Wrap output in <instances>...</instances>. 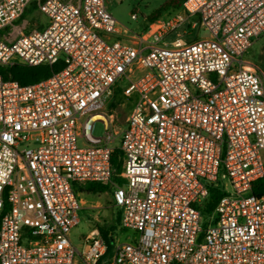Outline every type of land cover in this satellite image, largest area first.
I'll return each mask as SVG.
<instances>
[{"label": "built area", "instance_id": "obj_1", "mask_svg": "<svg viewBox=\"0 0 264 264\" xmlns=\"http://www.w3.org/2000/svg\"><path fill=\"white\" fill-rule=\"evenodd\" d=\"M29 7L47 24L0 41V65L62 67L27 85L0 76V264H264V74L242 59L264 0H183L136 33L105 0H0V30ZM198 26L208 35L188 39ZM122 80L117 129L106 99ZM86 183L110 187L128 242L96 227L72 245Z\"/></svg>", "mask_w": 264, "mask_h": 264}, {"label": "rangeland", "instance_id": "obj_2", "mask_svg": "<svg viewBox=\"0 0 264 264\" xmlns=\"http://www.w3.org/2000/svg\"><path fill=\"white\" fill-rule=\"evenodd\" d=\"M168 0H105L107 12L116 20V22L125 29L131 32L140 31L147 21H154L166 17L167 12H161L160 9ZM161 14L154 20L148 18L154 13ZM131 15L135 19H131ZM47 24L46 16L33 7L27 8L24 16L17 19L12 25L0 30V41L11 42L17 36L26 34L29 31L43 29ZM206 36L208 32L199 26L195 30L190 31L191 36ZM243 60L256 64L264 74V34L252 41L251 46L245 51L242 56ZM127 81L116 82V87L107 91L106 108L112 109L114 124L118 128H124L127 116L129 114L132 100L124 98L117 88H125ZM113 102V107L110 104ZM84 119V118H83ZM82 119V120H83ZM103 125L100 121H95L92 124L91 135L99 137L103 135ZM77 144L82 146L84 143L81 139H77ZM120 137L112 143L119 146ZM261 161L264 165V149L260 152ZM110 190L102 194H91L80 191V186L76 187V197L79 202L83 201L78 210V223L70 231V239L73 246L81 248V239L88 234L92 228L102 227L112 235L114 242H128L135 233L131 230H119L117 227L119 209L114 206L103 205L104 200H108L106 205L111 204ZM99 201L102 207L95 208L94 205ZM206 217V216H205ZM203 217V220L206 218ZM113 228V229H112Z\"/></svg>", "mask_w": 264, "mask_h": 264}, {"label": "trees", "instance_id": "obj_3", "mask_svg": "<svg viewBox=\"0 0 264 264\" xmlns=\"http://www.w3.org/2000/svg\"><path fill=\"white\" fill-rule=\"evenodd\" d=\"M183 0H168L162 8L161 12H167L166 17L170 15L172 12L179 9ZM35 9V7H33ZM161 12L157 14H153L148 19L154 20L158 17ZM25 12L22 14L20 19L24 16ZM61 63L58 62L52 65H38V66H24V65H13L10 67L0 65V76L3 80H13L19 83L20 85L32 84L42 79L49 77L52 73H55L61 68ZM113 102L110 104V107H113ZM111 164L115 168V180L117 183L122 184L123 180L120 178V173L122 171V162L120 158V152L117 149L111 154ZM110 190L109 186L101 185L98 183H86L80 186V191L91 194H102L108 192ZM264 192V177L254 182L252 186V193L254 195H260ZM222 194L218 189L212 188L210 190V195L208 198V202L206 203V211H211L216 204L217 200ZM99 232L102 238L107 239L108 230H105L102 227H99ZM113 229V228H112Z\"/></svg>", "mask_w": 264, "mask_h": 264}, {"label": "crops", "instance_id": "obj_4", "mask_svg": "<svg viewBox=\"0 0 264 264\" xmlns=\"http://www.w3.org/2000/svg\"><path fill=\"white\" fill-rule=\"evenodd\" d=\"M30 8V7H29ZM106 193V192H105ZM110 193V195H111V191L109 192ZM80 203H83V201H81ZM105 203H108V200L106 201V199L104 200V202H103V205H105V206H113V203H112V196H111V204H109V205H106ZM94 207L95 208H100V207H102V203L101 202H99V201H97L96 202V204L94 205Z\"/></svg>", "mask_w": 264, "mask_h": 264}]
</instances>
